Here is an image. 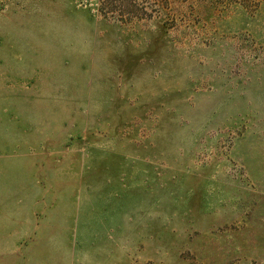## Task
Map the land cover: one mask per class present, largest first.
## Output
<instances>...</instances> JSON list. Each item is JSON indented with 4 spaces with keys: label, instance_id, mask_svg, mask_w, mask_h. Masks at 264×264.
<instances>
[{
    "label": "rangeland",
    "instance_id": "rangeland-1",
    "mask_svg": "<svg viewBox=\"0 0 264 264\" xmlns=\"http://www.w3.org/2000/svg\"><path fill=\"white\" fill-rule=\"evenodd\" d=\"M0 264H264V0H0Z\"/></svg>",
    "mask_w": 264,
    "mask_h": 264
}]
</instances>
